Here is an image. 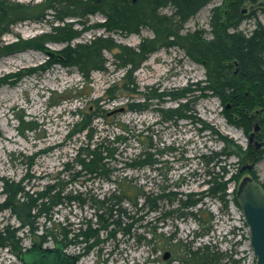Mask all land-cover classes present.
<instances>
[{
  "label": "trees",
  "instance_id": "obj_1",
  "mask_svg": "<svg viewBox=\"0 0 264 264\" xmlns=\"http://www.w3.org/2000/svg\"><path fill=\"white\" fill-rule=\"evenodd\" d=\"M210 1L41 0L23 3L0 0V38L19 21H46L50 25V31L29 39H17L9 44H1L0 41V56L31 47L48 53L47 66L58 64L65 68H76L83 77V84L75 88L74 98L89 86L93 72L107 71L106 51L112 52L115 70L122 71L121 77L109 83L102 96L89 98L90 94L87 93L84 105L73 111L77 119L71 124L67 138H75L77 144L70 161L64 162L57 176L47 180L40 189L26 188L23 183L26 176L18 181L1 177L4 200L0 202V212L8 210L16 217L19 227L38 239L34 242L43 244L50 241L63 249L81 245L77 253L81 257L92 251L100 252L108 241H112L113 247H116L120 234L146 246L148 256L159 250L163 258L162 249L173 243L179 253L176 259L181 264L240 263L232 260L228 251L220 250L211 239L194 246L193 243L182 242L173 233L164 235L157 232L156 226L150 225L147 218L197 220L198 210L192 208L200 198L195 195L204 194L205 198L226 202L228 185L231 183H235L234 202L237 204L236 186L241 180L239 167L254 157L252 152L256 147L249 143L243 148L199 119L197 121L203 124L201 129H210L223 143L220 150L192 156L196 164L204 163L206 167V188L198 193L183 192L179 189L183 184L179 175L173 188H168L167 184L155 191L149 188L148 181L141 182L142 179L133 172L148 170L155 173L159 170L165 174L169 168L168 161H162L160 157L177 153L178 148L174 145L157 147L152 130L144 134L117 116L122 109L108 110L103 107L106 98L109 101L127 98L123 110L135 113L157 111L158 123L177 124L179 121H193L191 103L199 97L210 95L220 99L225 112L243 110L248 114L253 107H258V112L249 116L239 114L248 122L262 124L264 28L256 23L250 35L231 31L244 18L237 3L246 1L234 0L226 8L224 15L228 16L227 19H222L218 7L211 10L210 39H206L200 31H184V23ZM167 7L171 8L170 14L160 13ZM93 14H101L104 20L88 24L87 18ZM143 28L149 29L152 36L143 37L135 47L118 43L109 35L112 32L138 34ZM90 29H102L104 33L86 41L73 42L83 31ZM47 42L65 45L52 53L44 47ZM171 47L181 48L192 60L203 65L205 79L182 87L150 86L147 91H142L133 77L134 72L151 53ZM10 76L18 78L19 73ZM165 100L174 101L176 106L161 108L160 104ZM98 119H102L104 130L98 128ZM263 155L264 151H261L257 158ZM232 156L240 164L234 172L228 168ZM104 184L109 186L105 188ZM261 184L264 188V182ZM163 203L174 207L164 209ZM85 206L92 210L91 215L82 218L78 224L68 218L63 221L52 219L54 210L82 209ZM159 210H162L161 215L156 216ZM40 219L43 220L41 223ZM141 225L144 230L138 233L137 228ZM210 231V227H207L196 235L206 236ZM15 232L8 225L0 229V248L7 247L19 256L24 246H20ZM166 263L171 264V261Z\"/></svg>",
  "mask_w": 264,
  "mask_h": 264
},
{
  "label": "rangeland",
  "instance_id": "obj_2",
  "mask_svg": "<svg viewBox=\"0 0 264 264\" xmlns=\"http://www.w3.org/2000/svg\"><path fill=\"white\" fill-rule=\"evenodd\" d=\"M17 1L36 3L41 0ZM259 1L264 3V0ZM232 2L235 1H210L184 23V31H200L206 39H210L212 8L218 6L224 20L228 18L224 15L227 12L226 8H229ZM244 4L250 3L248 0L238 2V9L240 10ZM160 13L170 14L171 8H164ZM252 13V16L244 17L237 28H232L231 31L250 35L256 23H260L264 28V8L260 7ZM103 20L101 14H93L87 18L88 24ZM46 31H50V25L46 21H19L8 28L0 41L1 44H9L17 39H29ZM103 33L102 29L86 30L73 42L86 41L94 35ZM109 35L118 43L135 47L143 37H151L152 32L143 28L138 34L122 35L112 32ZM64 45L65 43L61 42H47L44 47L47 52L54 53ZM105 56L108 59L107 71L93 72L89 86L84 88L77 98H74V90L81 87L83 77L74 67L65 68L58 64L47 66L46 51L27 47L0 56V202L4 200L1 177L18 181L26 176L23 182L26 188L40 189L47 180L61 172L64 162L70 161L77 144L75 138H67L71 124L77 119L73 111L84 105L87 101V93L90 94L89 98L102 96L108 84L118 80L122 75L121 70H115L112 52L106 51ZM16 73H19L18 78L10 76ZM133 77L140 89L147 91L149 89L147 87L150 86L154 88L186 86L204 80L206 75L203 65L192 60L181 48L171 47L151 53L141 67L134 72ZM1 78L5 79L1 80ZM64 98L67 99L64 100ZM126 99L109 101L106 98L103 107L108 110L122 109L118 111L117 116L130 126L143 131L144 134L152 130L157 147L174 145L178 148L177 153L161 155L160 159L167 160L169 165L165 174H161L159 170L155 173H150L148 170L133 172L142 179L141 182L148 181L149 188L159 191L161 185L167 184L168 188H173L179 175L183 181L179 189L183 192L198 193L206 188L205 180L208 178L206 167L204 163L196 164L192 156L196 153L208 154L210 151L220 150L223 143L210 129H201L203 124L197 121L199 119L232 138L243 148L250 142L252 147L259 144L252 152L254 157L241 166V168L244 166L243 170L239 167L240 164L235 156L230 157L228 168L234 172L239 167L241 180L252 178L260 183L264 182V155L257 158L259 152L264 151V120L262 124H258L260 126L254 133L253 140L249 141V135L254 131L256 122H248L240 116V114L249 116L255 111L258 112V107H253L248 114L243 110L225 112L226 109L220 99L206 95L191 103L194 109L193 121H179L173 124L172 122L158 123L160 120L157 111L135 113L123 110ZM172 106H176V103L169 100L160 104L161 108ZM96 123L100 130H104L105 125L102 119H98ZM247 165H250V168H247ZM108 186L104 184L105 188ZM238 186L239 184L236 190ZM234 190L235 183L229 184L226 202L205 198L204 194L195 195L196 198H200L192 208L194 211L198 210L197 220L191 218L158 220L147 218V220L151 223L150 225L156 226L157 232H162L164 235L173 233L182 242L193 243L194 246L211 239L220 250H227L232 260L240 261L239 264H254L255 255L250 246L248 227L240 207L234 202L236 196ZM163 206L164 209L174 207L168 203H163ZM91 211L86 206L82 209L78 207L74 210H54L52 219L63 221L68 218L69 221L78 224L85 216L89 217ZM161 212L162 210H159V213L155 215L160 216ZM42 221L39 220L40 223ZM6 225L10 227V230H16L15 234L20 246L29 247L38 240L21 229L17 218L8 210L0 212V229ZM142 226L137 228L138 233L143 232ZM207 227L211 229L208 235L201 237L196 235ZM117 238L116 247H113L112 241H108L100 252L92 251L78 258L77 264H167L169 260L171 264H181L176 259L179 253L173 243L162 249L163 255L165 252L170 254L167 259H163L159 250L148 256L146 246L138 244L135 239H127L120 234ZM42 246L52 247L53 244L47 241ZM80 246H70L66 251L77 254L81 250ZM0 264H21V262L18 256L6 247L0 248Z\"/></svg>",
  "mask_w": 264,
  "mask_h": 264
},
{
  "label": "water",
  "instance_id": "obj_3",
  "mask_svg": "<svg viewBox=\"0 0 264 264\" xmlns=\"http://www.w3.org/2000/svg\"><path fill=\"white\" fill-rule=\"evenodd\" d=\"M136 1V0H132ZM246 6L243 7V10ZM226 107H229L227 105ZM259 126L256 123L253 132L249 135V141L253 140L254 133ZM259 144H256V147ZM250 168V165L246 166ZM244 169V166L241 170ZM236 202L242 211L244 222L248 227L250 245L256 257L254 264H264V188L262 184L252 178H243L237 192ZM169 252H165L164 259L169 257ZM44 256L42 264H55L59 258H66L70 264H75L78 260L76 255L64 251L63 247L56 245L53 247H43L39 242L33 243L30 247L21 251L19 260L22 264H33ZM40 262L38 261L37 264Z\"/></svg>",
  "mask_w": 264,
  "mask_h": 264
},
{
  "label": "flooded vegetation",
  "instance_id": "obj_4",
  "mask_svg": "<svg viewBox=\"0 0 264 264\" xmlns=\"http://www.w3.org/2000/svg\"><path fill=\"white\" fill-rule=\"evenodd\" d=\"M248 1H249L250 4H244L240 8V15L242 17L252 16V14H253L252 12H256L260 7L264 8V3L260 2L259 0H248ZM244 6H246L245 10H243ZM215 7H218V6H215ZM38 261L40 262L39 264H42L44 262V256H42L41 259H39ZM38 261H35L36 264H37ZM77 263H78V260H77V262L75 264H77ZM21 264H22V262H21ZM26 264H30V263H26ZM33 264H35V263H33ZM55 264H68V262L66 261V258L63 257V258H59L58 261ZM69 264H70V262H69Z\"/></svg>",
  "mask_w": 264,
  "mask_h": 264
}]
</instances>
